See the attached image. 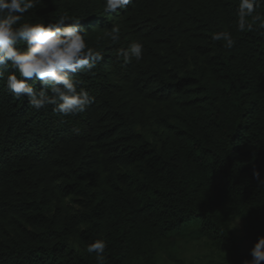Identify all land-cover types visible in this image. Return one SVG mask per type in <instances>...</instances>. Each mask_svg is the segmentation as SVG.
<instances>
[{
    "label": "trees",
    "instance_id": "16d2710c",
    "mask_svg": "<svg viewBox=\"0 0 264 264\" xmlns=\"http://www.w3.org/2000/svg\"><path fill=\"white\" fill-rule=\"evenodd\" d=\"M239 3L132 0L108 13L105 0H41L24 14L79 19L103 60L74 74L93 97L76 115L37 111L0 78V264H154L186 232L229 264L251 259L264 235V0L243 31ZM114 27L118 42L104 35ZM224 31L232 48L212 39ZM136 40L143 59L125 64L117 52ZM98 239L100 262L87 252Z\"/></svg>",
    "mask_w": 264,
    "mask_h": 264
},
{
    "label": "clouds",
    "instance_id": "9594fccd",
    "mask_svg": "<svg viewBox=\"0 0 264 264\" xmlns=\"http://www.w3.org/2000/svg\"><path fill=\"white\" fill-rule=\"evenodd\" d=\"M131 2L105 0L104 11L114 13ZM40 3L41 0H0V78L6 80L12 96L20 100L26 98L37 111L51 106L62 116L82 113L93 103V97L87 90L78 89L74 74L91 72L103 60V53L90 45L80 20L67 14H61L55 22L21 23L24 14ZM255 5L256 0H240L239 30L245 29L246 18L255 12ZM104 35L118 42L120 29L114 27ZM212 39L224 41L226 48L235 44L232 35L226 31L213 33ZM143 55L144 45L139 40L117 52L125 64L133 60L139 62ZM32 81L38 82L39 87ZM253 176L264 187V177L255 169ZM238 222L239 219L235 226ZM105 249L106 243L99 239L87 246V252L95 253L98 262L104 260ZM250 255L251 259L244 264L264 261V235L257 238Z\"/></svg>",
    "mask_w": 264,
    "mask_h": 264
},
{
    "label": "rangeland",
    "instance_id": "374dc122",
    "mask_svg": "<svg viewBox=\"0 0 264 264\" xmlns=\"http://www.w3.org/2000/svg\"><path fill=\"white\" fill-rule=\"evenodd\" d=\"M232 221L236 235L240 234V221ZM154 264H229L227 254L214 244L192 233L186 232L177 237L173 246L157 250Z\"/></svg>",
    "mask_w": 264,
    "mask_h": 264
}]
</instances>
